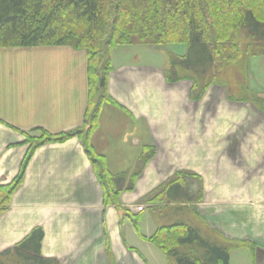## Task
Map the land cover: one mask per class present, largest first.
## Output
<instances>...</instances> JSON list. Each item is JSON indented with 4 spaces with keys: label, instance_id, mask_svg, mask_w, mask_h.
Returning a JSON list of instances; mask_svg holds the SVG:
<instances>
[{
    "label": "crops",
    "instance_id": "1",
    "mask_svg": "<svg viewBox=\"0 0 264 264\" xmlns=\"http://www.w3.org/2000/svg\"><path fill=\"white\" fill-rule=\"evenodd\" d=\"M114 59L111 53L108 90L117 106L107 105L106 114L102 109L92 143L106 122L101 134L113 144L107 121L112 116L113 126L118 119L122 126L128 123L124 132L131 140L126 144L131 164L123 171L137 162L139 154L133 155V149L139 151L150 143L156 149L135 191L122 194L123 207L138 214L136 203L176 171L197 172L205 181L209 175V203L204 207L209 208L211 228L227 238L256 243L252 261L264 264V111L252 102L230 101L227 89L217 86L209 88L201 103L193 102L192 84H168L165 64L140 65L135 60L129 66H114ZM251 61L249 88L264 100V60L256 63L257 72ZM70 62H59L58 72L36 78L29 88L7 87L8 82L0 85V186L17 176L28 150L23 136L10 126L23 131L43 127L52 134L82 126L87 108L86 64L76 68ZM198 139L209 149V164L204 167L193 164L198 152L206 150L204 145L200 150L193 146L192 140ZM104 154L109 165L110 154ZM125 216L115 207L103 206L102 188L77 139L47 145L35 152L10 210L0 216V252L41 227L42 255L62 264H110L105 233L114 264L155 263L152 249L158 250L137 234ZM139 229L145 237L155 233L157 224L150 213L144 214Z\"/></svg>",
    "mask_w": 264,
    "mask_h": 264
},
{
    "label": "trees",
    "instance_id": "2",
    "mask_svg": "<svg viewBox=\"0 0 264 264\" xmlns=\"http://www.w3.org/2000/svg\"><path fill=\"white\" fill-rule=\"evenodd\" d=\"M131 46H184V55L167 53L168 84L190 82L193 102L200 101L211 86L225 87L230 101L252 102L264 111V100L249 88L250 60L264 57V0H0V49L85 52L87 128L57 134L43 128L34 131L44 134L38 146L79 140L102 188L105 208L121 207L122 194L134 192L156 156L154 147L144 146L132 169L114 174L91 144L104 105L117 106L108 90L111 52ZM36 149L37 145L28 148L17 176L0 186V216L10 210ZM203 193L199 175L179 171L146 195L141 202L157 224L150 237L139 229L145 208L138 214L124 211L137 234L168 264H230L231 251L239 249L248 250L254 260L256 243L228 239L205 224L197 206ZM44 236L41 227L34 228L21 242L0 252V264H62L42 255ZM105 237L109 262L114 264L106 233Z\"/></svg>",
    "mask_w": 264,
    "mask_h": 264
},
{
    "label": "rangeland",
    "instance_id": "3",
    "mask_svg": "<svg viewBox=\"0 0 264 264\" xmlns=\"http://www.w3.org/2000/svg\"><path fill=\"white\" fill-rule=\"evenodd\" d=\"M185 48L186 47H184V46H169V47L164 46L163 48H160V49H153V48L144 47V46H131V47L115 48L111 53H112V57L113 58L115 57V59L113 60L114 66L116 65V63H118L117 65H121V66H124V65L129 66V65L134 64V61L137 60V64L139 63L140 65H144L143 63H145V64H156L158 67H161V65H163V64L167 65V53L169 51H172L177 55H184L186 53ZM70 52L71 53L73 52L75 54L70 56V54H71ZM259 60H264V58L256 57V58H253L251 61L252 62L251 66H253L254 72L255 71L257 72V68L260 67L259 65L256 66V63L259 62ZM67 61H71L70 63L72 64V66L78 68L82 64H86V61H87L86 54H85V52L70 51V49H68V48L39 47V48H29V49H0V85L5 87V83L8 82L7 87L8 86H13V87L25 86L26 88H29L30 83L34 82V80L36 78L38 80H40L41 78H48V75L51 74L53 71H56V72L59 71V66L57 65V64H59V62H67ZM217 87H220V86H217ZM223 88H225V87H223ZM29 91H30V89H29ZM28 96H29V94H28ZM202 101H203V98L196 103H201ZM106 107H107V105H104L103 110H105V114L107 113ZM40 108L41 107H39V109ZM107 121H108V125H109L110 130L112 131V133H114L113 137H114L115 141H113V144L116 145L117 147H114L113 144H111V143L109 144V142H107L106 139L104 138V136L101 134L102 128L104 130L107 129L106 122H105L103 127L101 126V128H100L101 130L96 134L93 143H92V139H91V144L94 146L95 150L99 154H101L103 156L105 155L104 153L110 154L109 165H107V167L110 170V172L115 174V173H119V172L123 171V169L127 168L128 163L131 161V154H130L131 149H129V145H126V144H130L131 140H129V138L126 139V133L124 132V130L128 124L126 121L123 122V126L121 125L120 119H118L117 126H113L114 120H113L112 116ZM84 122L85 121H83V124L81 127L76 128V129L86 127ZM203 124H204V122H203ZM10 127L15 132H18L19 134H21V136H23V141L25 143L24 145H28V148H32L33 146L37 145V149H39V148L47 146V145H54V144H47L44 146L43 145L38 146L41 143V141L44 139V134H42V132H35L34 129L35 128H43V127H35V128L30 129V130L26 129V131L25 130L24 131L18 130L13 126H10ZM43 129H45V128H43ZM198 138H200V137H198ZM75 139H77V138H75ZM124 141H125V143H124ZM192 144L197 150H200L203 147V145L205 146V149L207 150V146L199 139L196 141L192 140ZM147 146L154 147L152 143H150ZM115 148H117V149H115ZM124 148H128V149H124ZM37 149L35 150V152L37 151ZM133 150H134V153H132V154L135 156H137L136 154H139V152H140V150L138 151V149H133ZM206 150H200V152H198L199 158L196 160H193L194 165L199 164V167H204L207 164H209V149L207 151ZM35 152H34V154H35ZM34 154H33V156H34ZM26 155H27V152H26L24 158L26 157ZM33 156H32V158H33ZM24 158H23V160H24ZM130 164H131V162H130ZM134 166H132V167H134ZM207 167H208L207 171L209 172V166H207ZM180 171H184V170H180ZM203 171H205V170H203ZM177 172H179V171L174 172L170 178H172ZM189 172H192V171H189ZM192 173L199 175L202 179L203 192L204 193H203L202 201H200L197 206H198L199 210L201 209L200 210V216L204 219L205 224L211 227V225L209 224V215L206 212L209 208L204 207V205L209 203V194H207V191H206L207 182H208V187H209V175H208V181H205L206 179H204L202 177V175H200L199 173H197V172H192ZM203 173L205 175H207L206 172H203ZM169 179L163 181L161 184L165 183ZM160 185H158L155 189H157ZM102 193H103V191H102ZM123 194H126V193H123ZM145 196L146 195H144L136 203L138 213L143 208H145V213H149L148 210H146L147 209L146 205L144 204L145 205L144 206L141 202V200ZM140 207H142V208H140ZM116 209L120 210L121 212H124L125 215L127 212H125L124 210H128L127 208L123 207V204H121V207H118ZM128 211L130 213H133L130 210H128ZM125 217H127V215ZM152 218H153V216H152ZM228 239H230V238H228ZM152 250L154 251L155 256L157 258V261L153 264H168L166 257L161 252L156 251L154 249H152ZM243 255H246V257H243ZM230 264H254V263L252 261L251 254L248 250L239 249V250L231 251V253H230Z\"/></svg>",
    "mask_w": 264,
    "mask_h": 264
}]
</instances>
